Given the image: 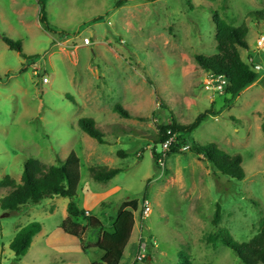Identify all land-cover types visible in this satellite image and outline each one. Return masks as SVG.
<instances>
[{
	"label": "rangeland",
	"instance_id": "rangeland-1",
	"mask_svg": "<svg viewBox=\"0 0 264 264\" xmlns=\"http://www.w3.org/2000/svg\"><path fill=\"white\" fill-rule=\"evenodd\" d=\"M117 1L47 0L53 30H46L35 0H0V37L21 41L28 56L0 38V181L10 176L20 183L28 158L50 166L74 152L81 175L75 202L102 223L94 230L88 219L68 218L63 197L27 205L21 214L0 208V264L99 262L103 231L133 203L136 221L121 264H134L140 239L147 249L137 264H178L182 255L192 264H244L212 220L219 203V227L238 242L249 241L264 220V52L256 55L264 21L251 16L264 0H125L116 7ZM213 11L234 26H248L250 48H240L241 57L249 66L252 52L262 64L256 83L231 102L209 85L212 75L195 58L217 52ZM116 105L132 118L117 113ZM207 110L214 114L191 138L241 154L242 181L215 171L190 149L163 157L159 167L154 163L153 148L163 149L154 141L156 124L174 117L188 126ZM81 118H91L106 143L81 130ZM91 166L123 171L100 183ZM8 193L0 187V200ZM66 219L80 237L63 232ZM34 221L42 230L17 260L10 243Z\"/></svg>",
	"mask_w": 264,
	"mask_h": 264
},
{
	"label": "trees",
	"instance_id": "trees-1",
	"mask_svg": "<svg viewBox=\"0 0 264 264\" xmlns=\"http://www.w3.org/2000/svg\"><path fill=\"white\" fill-rule=\"evenodd\" d=\"M35 1L39 7L38 17L40 23L46 30H53L47 15V0ZM125 2V0H118L115 6L120 7ZM212 13L216 28L217 52L213 55L196 54L195 58L201 70L211 74L214 78L220 75L224 76L229 81V85L224 92L230 96L229 102H231L247 87L256 83L259 79V74L244 62L239 51L240 48L244 50H249L250 48L246 40L249 33L248 26L246 24L234 26L228 23L226 19L221 18L217 11H213ZM251 16L256 20L264 21V8L251 12ZM0 38L10 50H15L28 58L23 51L21 41H16L5 35ZM148 82L152 84L149 79ZM160 106L163 107V104ZM115 111L125 118H132V115L121 105H116ZM213 114L212 111L207 110L199 114L195 121L188 126L177 123L174 117L156 124L158 129L157 138L154 140L156 143L164 145L171 138H174V141L165 153H158L156 148H153L152 156L155 165L159 167L160 159L170 154L179 153L182 147L189 145L190 150L208 162L212 169L222 175L242 181L245 178V171L241 154H230L218 147L216 143L201 145L191 138L192 133L199 125L209 115ZM78 125L81 130L91 138L97 140L100 144L106 143L104 133L95 126L91 118L79 119ZM262 130L264 131V122L262 124ZM117 155L125 157L126 152L118 151ZM88 171L93 180L100 183H108L120 174L123 169L91 166L88 168ZM80 179V159L74 152H70L64 160L58 158L57 163L50 166L43 164L38 159L28 158L24 164L20 183H17L10 176H5L0 181V187L9 191L0 200V208L8 214H21L27 205H39L47 198H68V218H82L86 219V221L88 219L90 228L100 230L102 227L101 221L95 216L88 215V211L79 207L75 202ZM145 197L143 198L144 201ZM127 206L129 205H125L124 208H121L117 212L112 230L103 231L102 238L96 245L102 251L103 257L101 261L92 264H121L125 250L131 241L136 221L133 212L136 204L133 203L131 209H126ZM221 217V206L218 203L212 223L220 231V236L224 244L233 250L244 264H264V220L260 223L259 231L249 241L238 242L234 240L229 231L219 227ZM65 224H67V219L60 227L67 235L74 237H80L82 235L78 230H72L71 227H68V225L65 226ZM41 230V223L34 221L23 227L17 233L14 240L10 243V249L14 252L17 260L27 254L34 237ZM209 238L211 241H216L217 239L216 236H210ZM133 263L137 264L140 262L135 260ZM178 264H192V262L187 256L182 255Z\"/></svg>",
	"mask_w": 264,
	"mask_h": 264
},
{
	"label": "built area",
	"instance_id": "built-area-1",
	"mask_svg": "<svg viewBox=\"0 0 264 264\" xmlns=\"http://www.w3.org/2000/svg\"><path fill=\"white\" fill-rule=\"evenodd\" d=\"M256 52L258 55V52H264V34H261L257 37L256 39ZM249 55H252V57L249 59V66L250 68L255 71V72H259L262 70V64L260 63V60L255 61L254 60V56L251 53H249ZM43 82L47 83L48 82V78L47 77H43ZM209 85H213L214 89L217 90L218 92H224L225 89L227 88V86L229 85V81L224 77V76H217L216 78L212 77L209 80ZM174 141V138L169 139L168 141L165 142L164 145H162V152L161 153H165L168 150V147L172 144V142ZM190 149L189 145H186L184 147L181 148V151L184 150H188ZM160 163L162 161V159L159 160ZM143 209H144V214L148 215L151 212V206L150 203L148 202V200H145L143 203ZM142 239H140V243H138L137 245V252L135 254V258L134 261H142L143 259H145L146 257V249H147V244L146 243H142L141 242Z\"/></svg>",
	"mask_w": 264,
	"mask_h": 264
},
{
	"label": "crops",
	"instance_id": "crops-1",
	"mask_svg": "<svg viewBox=\"0 0 264 264\" xmlns=\"http://www.w3.org/2000/svg\"><path fill=\"white\" fill-rule=\"evenodd\" d=\"M88 199V198H87ZM84 207H86V206H84ZM91 207H93V206H91ZM87 208V207H86ZM86 208H84L85 210H87L88 211V213H89V210H88V208L86 209ZM54 210V209H53ZM113 223H114V220H113ZM40 233V232H39ZM66 234V233H65ZM103 234V233H102Z\"/></svg>",
	"mask_w": 264,
	"mask_h": 264
}]
</instances>
